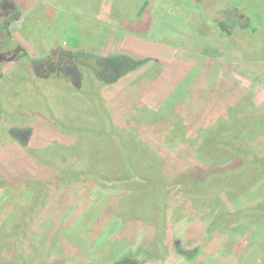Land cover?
<instances>
[{"label":"rangeland","instance_id":"374dc122","mask_svg":"<svg viewBox=\"0 0 264 264\" xmlns=\"http://www.w3.org/2000/svg\"><path fill=\"white\" fill-rule=\"evenodd\" d=\"M14 1L23 15L10 20L8 30L30 57L39 59L65 50L61 38L40 42L36 32L35 45H30L20 36L23 17L41 12L53 20L58 17L61 34L72 27L80 46L96 60L102 55L98 47L105 44L100 41L97 46L96 42L104 35L103 55L127 49L130 57L151 63L148 69L114 84H102L101 105L88 102L85 93L81 98L69 97L72 91L67 85L47 87L50 84L39 87L36 103H24V87L12 88L8 83L17 75L13 62H0V178L4 187L0 189V264H228L223 247L227 242L239 246L243 264H264V244L249 240L248 231L249 226H258L256 230L264 237V112L252 116L251 111L252 105L264 108V0ZM145 1H149L147 8L137 16ZM77 15L84 19L73 26ZM61 18H70L66 27ZM131 35L164 48L138 41L141 49L133 54L137 41ZM89 45L96 49L92 51ZM144 70L149 72L146 82H135ZM174 70L179 72L175 78ZM97 75L109 77L101 72ZM183 77L185 85L179 81ZM32 111L48 116V124L55 123V118L56 128L69 136L52 131L37 135L42 128L40 116L36 114L34 122L26 121ZM195 115L204 116L215 129L219 125L230 129L226 131L230 136L237 135L234 131L240 117L245 119L243 132L250 133L246 138L251 141L246 143L251 145L247 150L257 155L258 162L237 165L239 172L233 181L237 189L211 172L223 161L206 145L209 126L192 121ZM114 119L125 154H130L133 166L139 159L147 177L163 182L160 174L177 175L182 163L189 166V173L194 170L204 176L201 187L193 195L172 194L173 200L168 193V213L160 217L162 189L147 183L136 192L134 184L140 180L133 172L123 182L115 179V171L111 173L121 155L114 152L115 143H110ZM241 140L245 136L237 135L235 141ZM60 145L63 150L58 149ZM62 157L72 163L68 175L59 173L53 162ZM187 158L193 166L184 161ZM45 171L48 177L58 173L61 191L49 195L43 183ZM69 185L73 189L65 187ZM42 200L46 203L40 207ZM192 207L194 214L190 215ZM207 207H218L211 214L214 220L220 218L215 231L222 229L228 235L219 247L210 246L212 236L198 241L203 229L199 226L207 224V211L199 216L197 210ZM223 211L236 216H220ZM196 223L199 229L194 231L193 242L184 246V238L193 236ZM180 243L187 252L197 243V250L187 253L196 257L193 262L185 263L176 251ZM214 250L219 259H212Z\"/></svg>","mask_w":264,"mask_h":264},{"label":"trees","instance_id":"16d2710c","mask_svg":"<svg viewBox=\"0 0 264 264\" xmlns=\"http://www.w3.org/2000/svg\"><path fill=\"white\" fill-rule=\"evenodd\" d=\"M148 4H149V1L143 2L142 6L138 9L136 13L137 16L142 15V13L147 8ZM159 11L161 10H158L157 14ZM22 15H23L22 10L18 7V5L15 3L14 0H0V62H2L5 59L7 60L11 59V61L13 62V69L16 68L15 71L17 75L8 79V83L11 84L12 88H14V86L24 87V91H25V93H23L24 103L28 102L29 100L30 102H32V104L33 102L36 103L37 93L40 92L39 87L40 86L44 87L50 84L47 87H51V86L56 87V85H60V86L67 85L70 87V90L72 91L71 93L69 92L68 94L69 97L76 98L77 96H79L81 98L82 94L85 93L88 98V102L93 104L95 100V101H99L101 105H103V97L101 93L102 84L104 85L114 84L115 82L119 81L122 77L125 78L126 75H129V74L131 75L144 68L148 69L147 66L151 63V62H148L140 58L130 57L129 55L125 53H121L119 51L116 54H112L113 52H111L108 55H103L102 50L106 48L105 40L107 38L104 35L102 36V40L100 39L96 42L97 46L100 45V41H102L103 44L105 43L104 47L103 46L98 47L102 55L98 58V60H96V58H93V56L91 55L92 53L84 51L87 48L84 49L83 47L80 46V42L78 41V34L74 29H72V27L65 28V31H63L61 34L60 30L59 29L57 30V26H56L59 22V21H56L58 17L56 18L54 17V20H53V16H49L41 12H36V14H34L31 18L23 17L22 21H20V25H21V32L25 34L23 35V33H20L21 34L20 36L24 37L25 41L30 45H35V42L34 40H32V37L36 32H37V37L40 39L39 40L40 42H46L47 40H52V39L56 41L57 39L61 38V40H63L64 42L65 50L59 51V52L54 51L51 53V55L46 54L45 56L40 57L39 59L38 58L35 59L33 57H30L26 53V51L21 46V44L18 43L11 36V33L8 30V25H9L10 20L11 21L17 20L19 17H22ZM153 18H151L150 23L152 22ZM83 19L84 18H82L79 15H77V17L73 16L72 25L74 26L75 23H79L83 21ZM60 20L63 21V24L65 27L70 22V18L67 19V21L62 18ZM65 22H68V23L65 24ZM25 28L27 32L24 31ZM96 37L98 36L96 35ZM118 37L114 40L113 42L114 44H115V41L116 43L119 41L121 36H118ZM89 47L92 48V51L96 49L94 45L93 46L89 45ZM127 63L129 64V66L127 65ZM144 64H145V67H143ZM99 72H101L104 75V77L105 76H109V77L107 79L102 78L103 76L100 78V75H97V73L99 74ZM89 73H90V77L86 76ZM91 73L93 74L95 79L98 80V82L96 80L97 83H95V81L92 79ZM142 73L143 75L140 77V79H136L135 82L137 83L146 82L143 80H144L145 74H148L149 72L144 70ZM81 85H84L85 90L82 89L83 86L81 87ZM143 88L144 87H142L141 89L143 90ZM42 92L45 94L46 90H42ZM39 95H41V92L39 93ZM105 108L108 111V108L107 107ZM230 111H232V109H230ZM251 111H253L252 116H260L264 112V108L262 105H259V106L252 105ZM50 112L53 113L52 109H50ZM38 113L37 112L35 113L34 111H32L31 116L27 117L26 121L28 120L30 122H34L36 118L34 116H36V114L38 116L43 115V113H39V114ZM52 113H51V118H53L54 116L52 115ZM248 114H250V111ZM210 116H213V115L211 114ZM194 117L195 118H193L192 121L198 122L200 125L207 124L209 126L208 128H209L210 133H209V136L206 137V140H205L206 145L210 148V150H212L215 153L217 158L223 161L222 165H220L219 168H216L215 170H211V172L213 171L214 175L222 176V178L226 179V181L230 184L231 187L237 189L233 185V181L239 172V170L237 169V165L242 164V163L248 164L250 160H253L254 162H258L257 155H254L250 153L249 150H247L251 146V145H246V143L250 141L246 138L248 134L250 133L247 131L243 132V130L247 128L246 125L242 122L244 118L240 117V122H238L237 124L238 126L236 127V130L234 132H236L237 135L240 136V138L241 136L243 137L244 135L245 140L236 142L235 139L237 135H235V133H233L231 136L226 134V131H230V129L229 130H226V128L223 129V125H219L215 129L206 122V119L204 116L195 115ZM18 118H19V114H18ZM53 120L55 123L48 124V122H51L50 118L45 115L40 116L38 123H40V126L42 128L36 134L40 135L44 131L48 133L49 131H52L54 135L57 133L58 134L63 133L62 136L64 137L69 136L68 134L62 131L60 132V129L56 128L55 126V124L56 125L58 124L57 120L55 118ZM215 120L216 119H214V121ZM15 121H18V119H16ZM111 123H112L111 126L113 127V130L115 132H111L110 143H115L114 152H117V153L120 152L121 154L119 156L120 159L118 160L115 170L114 169L111 170V173L115 171L116 172L115 179H118V181L123 182V180L127 178L128 176L127 174L130 172H133L135 178H138L140 180L139 182L134 184L137 188L136 192L139 190L140 186L142 185L146 186L147 183L150 185H153V187H150V188H157V190L162 189L163 191L162 196L159 195L161 196V204H160L161 214L159 215L160 217H162V215L167 212L166 207L169 206V204L166 202L168 193H169L170 198L172 194L175 195V194L180 193L179 191H181V193L183 194L193 195L196 189L201 187L202 181L204 180V176H202L200 173H196L194 170H192L193 172L189 173V170H187L189 166L182 164V163L180 164V170H179L181 173H178L177 175L174 173H170L171 177H168V176L163 177L162 174H160V176L163 178V182L157 183L156 180H154V177L152 178L147 177L146 172H144V169L140 168L139 159L135 166L131 164L132 159L128 157L130 154L129 155L125 154L124 144L122 142L123 140L119 138V129L117 128V125H116L117 123L115 119L112 120ZM186 123L187 122L184 121V124L187 126L188 123L187 124ZM248 126H253V125L250 124ZM9 127L11 126L9 125ZM196 129L198 130L199 128H196ZM231 133L232 132H229V134ZM112 137H114L115 139H112ZM210 138H212L211 143H210ZM58 149L63 150V147L60 145L58 146ZM229 157L232 160H229L228 159ZM175 160H176V157L172 159V161H175ZM54 161L57 162L55 166L57 168V171H59V173L61 172V174L68 175L67 171H69L72 168L71 167L72 163L67 162V160L64 159L63 157L54 159L53 162ZM184 161H188V164L193 166L190 158L184 159ZM246 165H244L243 168ZM199 172L206 173L205 171H202V170ZM211 172L206 174V176L208 177L211 174ZM45 173H46V177H48L47 171H45ZM53 174L55 173L53 172ZM53 174L49 173V177L48 178L45 177L44 179L46 181H43L44 186L47 189L49 188L48 189L50 191L49 195L52 192L57 193L61 191L63 188L62 183L60 182L61 178L58 176V173L55 176H53ZM194 174H197L198 176H193ZM71 176L73 175H70V177ZM91 176L101 177L102 174L93 173V175L91 174ZM156 176L159 177L158 175ZM67 181L69 182V180ZM206 181L203 183L205 184ZM217 181H220V179H218ZM65 187H68V189H73V187H70V185L65 186ZM0 189L4 190L1 178H0ZM137 197L140 198L138 195ZM130 198L132 199L131 193H130ZM147 198H148V195H147ZM173 199L175 198L172 197L171 200ZM41 202H42V205L40 207H42L46 203V201L44 200H42ZM217 208L218 207H214V208L207 207V208H204L205 210L203 209L197 210V212L200 213L199 216L203 215L205 211H207L205 215L207 217V224L199 226L203 228L202 231L204 230L205 232L201 231V236L199 237L198 241L202 242L205 240V238H209L210 236H212L214 237L213 238L214 241L213 240L211 241V244H212L210 245L211 247H214V246L219 247L220 245H222L221 242L228 238V235L222 229L219 231H215L217 230L216 221H220V218L217 216L216 219L214 220L212 219L211 214L215 213V210ZM194 209L195 207H192L190 215L194 214V211H193ZM150 213L155 215L153 210L150 211ZM219 215L234 217L236 216V213L223 211ZM195 226L196 228H194V230L191 231L193 232L192 233L193 236L189 237L187 235V237L184 238V246H188L191 242H193L194 231L197 228L199 229V227L197 226V223L195 224ZM263 227H264V224H263ZM257 228L258 226H255V225L249 226L248 228V231L250 233L249 240L253 238V242H255L256 244L263 245L264 237L261 233H259L258 230H256ZM191 232H188V233H191ZM250 242L252 245V240ZM231 243L232 242L230 243L227 242L223 246L225 247L224 250L226 251L225 253L227 254V258L230 259V262L228 264H243V261L239 259V254H238L239 246L237 247L236 244H231ZM229 244L231 247H227ZM184 246L180 243V247L177 248L176 251L182 257L184 256L185 263H191L195 260L196 257L195 256L193 257L192 255H187V253L196 251L197 250L196 247H198V245L196 243L194 245L195 248L190 249L188 252ZM217 256H218L217 250H214V252L211 255L212 259H216V258L219 259V257Z\"/></svg>","mask_w":264,"mask_h":264},{"label":"crops","instance_id":"0c3cea01","mask_svg":"<svg viewBox=\"0 0 264 264\" xmlns=\"http://www.w3.org/2000/svg\"><path fill=\"white\" fill-rule=\"evenodd\" d=\"M123 35H125V33L123 32ZM131 37L133 38V40H136L137 42H134V47H132L133 49H132V51H133V54H136V52L137 53H139V51H140V47H139V45H138V41L140 42V45L144 42V43H146V44H151V40H147V39H145L144 37H139V36H133V35H131ZM130 38V37H129ZM151 41V42H150ZM153 44H155V46H157V47H161V48H164V46L163 45H161V44H157L156 42H152ZM121 45V44H120ZM167 48V47H166ZM122 50H124L123 52H125L126 53V51H127V49H122ZM127 53H129V51L127 52ZM126 53V54H127ZM180 65H177V67H179ZM176 67V66H175ZM180 68H181V66H180ZM174 72V78L175 77H177L178 75H179V72H177L176 70H174L173 71ZM181 74V73H180ZM200 74V73H199ZM182 76V75H181ZM180 83H182V85H185L186 84V77L184 78H181L180 80ZM150 88L151 87H149L147 90H149L150 91ZM152 89H154V87H152ZM146 90V91H147Z\"/></svg>","mask_w":264,"mask_h":264}]
</instances>
